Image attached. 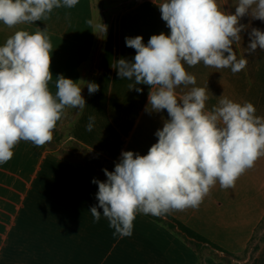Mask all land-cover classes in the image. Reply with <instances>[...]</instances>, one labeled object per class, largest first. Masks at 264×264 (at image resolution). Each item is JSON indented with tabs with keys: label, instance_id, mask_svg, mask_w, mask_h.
<instances>
[{
	"label": "crops",
	"instance_id": "obj_1",
	"mask_svg": "<svg viewBox=\"0 0 264 264\" xmlns=\"http://www.w3.org/2000/svg\"><path fill=\"white\" fill-rule=\"evenodd\" d=\"M161 2L119 0L115 3L119 5L117 14L102 39L93 26L94 0H79L72 8H54L46 21L14 29L0 22V46L18 29L35 32L46 28L52 44L50 90L55 93V77L63 74L77 81L86 100L82 112L76 109L70 114V108L65 109L56 127L61 132L64 126L69 129L60 144L51 141L37 147L21 141L13 157L0 164V264L198 263L195 247L149 215L138 213L132 235L125 237L115 234L103 214L95 221L90 209L98 204V185L92 181H103L101 176L60 152L71 139L114 169L123 151L146 155L157 142L155 132L162 128L166 110L146 111L149 86L139 85L142 93L129 90L133 81L121 80L115 67L120 58L132 60L136 54L126 46V37L140 35L147 44L154 34H170L157 6ZM218 4L226 12H235L234 0H218ZM240 23L246 29L234 50L238 59L243 56L248 60L245 69L234 74L230 68L215 69L201 63L187 70L195 75V86L207 91L206 110L224 95L241 104L251 102L256 115L264 117V51L257 49L249 55L247 50L248 33L252 28L264 30V21L245 16ZM86 82L97 83L99 91L89 94ZM188 90L181 87L177 92ZM90 116L95 117V123L87 131ZM171 214L236 254L238 257L231 256L232 264L250 260L251 253V264H264V156L237 179L235 187L223 189L217 182L198 208ZM261 235V243H255L259 248L254 250L253 239ZM204 264L229 263L204 253Z\"/></svg>",
	"mask_w": 264,
	"mask_h": 264
},
{
	"label": "clouds",
	"instance_id": "obj_2",
	"mask_svg": "<svg viewBox=\"0 0 264 264\" xmlns=\"http://www.w3.org/2000/svg\"><path fill=\"white\" fill-rule=\"evenodd\" d=\"M78 3L0 0V22L14 29L46 21L54 8ZM157 6L170 34H154L147 44L143 36L126 37V46L136 54L132 60H117L115 69L121 80L133 81L129 90L142 93L138 86H149L146 111L166 110L167 118L146 155L123 151L113 171L103 169L105 181H92L98 185L92 217L99 221L103 214L121 237L132 235L138 213L164 217L198 208L217 182L223 189L235 187L264 156V117L256 115L255 106L221 95L206 110L207 91L195 86L196 77L187 70L201 63L230 68L234 74L245 69L248 60L238 59L234 50L246 29L240 20L250 16L264 21V0H234V13L222 10L218 0H162ZM93 26L107 34L106 24ZM248 38L249 55L264 51V30L252 28ZM51 54L46 28L18 29L0 46V164L13 157L21 141L37 147L50 143L65 109L82 112L86 106L83 88L63 74L55 77V93L50 90ZM85 86L89 94L99 91L95 82ZM181 87L189 90L178 94ZM94 123L90 116L86 130Z\"/></svg>",
	"mask_w": 264,
	"mask_h": 264
},
{
	"label": "trees",
	"instance_id": "obj_3",
	"mask_svg": "<svg viewBox=\"0 0 264 264\" xmlns=\"http://www.w3.org/2000/svg\"><path fill=\"white\" fill-rule=\"evenodd\" d=\"M69 111H70V114H72L73 110L70 109ZM54 136L56 137L57 143H54L53 142L52 144L53 145L56 144V146H57L63 140V132H61L56 127L55 130H54ZM77 144L80 145L79 143H77ZM81 146H83V145H81ZM63 147H64V145L61 146L60 152L63 155L66 156V154L63 153V151H62L63 150ZM83 147H85V146H83ZM87 149L90 150V151H92L89 148H87ZM98 156L101 158L100 155H98ZM98 165L99 164H96V160L93 159V158H91V160H89V163L88 164H84V165L81 164L82 168H84L86 171H89V172H91L93 174H98V168L97 167H101V169L107 168L109 171H113L114 170V169H112L110 166H108L106 164H103L101 166H98ZM149 216L152 217V218H154L155 220H158L160 222H163L168 228H170L174 232H176V233L180 234L181 236H183L193 247H195V249L197 250V252L199 254V261H198L197 264H204V248L205 247H210V248H212V250H215L216 249V250H220V251L226 253L227 254L226 256H219V255H217V258H220L222 260H225L229 264H232V258H231V256L232 255L233 256H237L232 251H230L227 248L221 246L220 244L214 242L213 240H211L206 235L202 234L198 230H196L193 227L189 226L185 222L179 220L178 218H176L175 216H173L171 213L165 215L164 217H155V216H152V215H149ZM241 264H251V263L248 262V261H243Z\"/></svg>",
	"mask_w": 264,
	"mask_h": 264
},
{
	"label": "rangeland",
	"instance_id": "obj_4",
	"mask_svg": "<svg viewBox=\"0 0 264 264\" xmlns=\"http://www.w3.org/2000/svg\"><path fill=\"white\" fill-rule=\"evenodd\" d=\"M94 1H95L96 24L102 25L104 23V24L108 25V23L110 22L112 17L117 14L119 5H115V3L118 2L119 0H116V2L114 0H112V1L111 0H94ZM98 35H99L100 39H102L104 37L103 32H98ZM70 109H72L73 112H74V110H76L73 108H70ZM68 129L69 128L67 126L63 127V129H62L63 130L62 132H64L63 136L68 133ZM54 138H55V140H54ZM54 138H53L51 143H53L54 141H57L55 136H54ZM62 151L72 161H75L79 164H83V165L88 164L89 160H91V158L96 160V164H99L98 166H101L103 164H106V165L109 164L107 161L100 158L93 151H90L86 147L78 145L77 143H73V140H71V139L67 140V142L64 143V147H63ZM97 168H98V175H100L101 179L103 181H105L107 179V177H106L104 171H102L103 169H101V167H97ZM262 225H264V222L261 224V226ZM261 240H262V235L260 236L259 239L254 238L253 243L255 244L257 242V244H258ZM254 246H255L254 250H256L257 247L259 248V246H257L256 244ZM204 253L211 254L214 257H217V255H218V252L215 253L214 250H212V248H210V247H205ZM252 255L253 254L251 253V259L248 260V262H250V263L252 262V258H253ZM241 263H242V261H241Z\"/></svg>",
	"mask_w": 264,
	"mask_h": 264
}]
</instances>
